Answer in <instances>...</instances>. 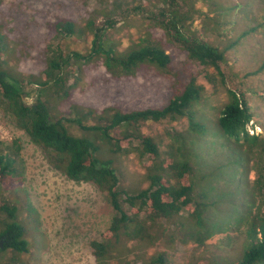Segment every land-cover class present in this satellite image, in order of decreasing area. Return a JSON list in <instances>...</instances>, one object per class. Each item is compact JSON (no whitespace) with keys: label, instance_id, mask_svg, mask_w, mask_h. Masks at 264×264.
<instances>
[{"label":"trees","instance_id":"16d2710c","mask_svg":"<svg viewBox=\"0 0 264 264\" xmlns=\"http://www.w3.org/2000/svg\"><path fill=\"white\" fill-rule=\"evenodd\" d=\"M153 1L136 0L137 5L132 10L127 7L119 9L118 13L114 9L107 14L109 17L104 23L92 19V14L81 26L66 18L50 24L48 36L53 42L50 41L48 47L47 68L40 73L41 76L31 77L28 82L32 84V78H35L33 83L46 95L36 104L25 103L24 97L30 95L25 89L26 80L7 71L4 68L7 62L0 59V110L44 152L53 169L71 181L92 184L106 196L114 216L110 226L90 244L96 264H138L136 261L119 260L127 254L128 243L155 245L166 238L168 243H179L184 252L197 245H206L219 234L223 236L219 243H230L229 239L236 238L231 243L243 241L244 245L247 244L245 249L243 245L244 252L239 258L226 264H264V134L251 135L249 126L254 122V114L244 95L228 89L229 100L219 111L218 125L226 141H233L239 148L238 166L248 174H255V195L247 196V207L242 217L240 214L235 217L232 213L226 219L219 215L230 212L229 206H222L216 201V194L210 191H202L198 195L195 190L194 179L198 176L195 148L200 140L194 141L192 134L203 132V127L196 120L194 105L205 91L196 76H191L182 91L173 93L162 109L148 108L131 113L106 109L99 124L92 127L83 124L90 115L84 110L75 113L76 118L72 120L64 114L56 116L51 113V103L64 102L75 89L76 85L70 82L73 76L66 68L77 66L74 72L77 73L81 71L82 64L101 61L115 78L133 76L147 65L168 75L174 68L172 55L164 49L166 43L186 53L191 63L201 65L206 71L207 81L214 87H218V82L215 75L209 73L210 68L222 77V83L225 82L221 64L227 60L225 53L233 49L234 41L222 50L191 34L206 37L208 32L215 30L209 28L208 22L220 26L224 15L218 11L232 8L219 0H160L158 6H153ZM202 10H208L200 14L208 22L202 24L204 30L201 35V31L194 29L196 21L192 14H199ZM139 15H145L150 22L140 41L125 50L112 45L110 34L120 30L119 22H125L132 16L139 18ZM158 30L163 35L161 41L154 36V31ZM73 37L85 50H71L69 41ZM5 38L7 36L2 34L0 25V57L6 55L5 52L7 55L12 52L5 47L3 50ZM185 118L189 122V132L168 134L172 139L166 145L168 151L164 152L158 141L143 132L142 126L146 123ZM68 123L93 134V138L75 136L66 126ZM257 124L264 131V127ZM118 130L122 131L119 136L115 134ZM96 139L109 146L115 154H138L141 162L147 161L140 188L128 190L122 185L123 177L113 161L98 156ZM135 143H138L137 147H133ZM127 144L129 147L125 148ZM11 148L0 150V241L4 247L0 250L25 253L29 250L28 232L19 220V200L9 195L11 189L23 181L19 142L14 141ZM250 161L255 163H248ZM168 231L169 235L166 234ZM128 258L130 256H126ZM167 260V255L159 254L142 264H167ZM209 261L211 263L207 264H218L213 259Z\"/></svg>","mask_w":264,"mask_h":264},{"label":"rangeland","instance_id":"374dc122","mask_svg":"<svg viewBox=\"0 0 264 264\" xmlns=\"http://www.w3.org/2000/svg\"><path fill=\"white\" fill-rule=\"evenodd\" d=\"M219 1L232 8L218 11V14L224 15L222 24L216 27L202 18L200 14L208 11L202 10L199 14H192L196 21L194 29L201 31L202 35L204 25L201 26L208 22L210 27H207L215 30L208 32L206 37L191 34L222 50L234 41L233 49L225 53L228 62L225 60L221 64L225 82L222 83V77L217 75L216 70L209 69L218 82L217 88L207 81L206 71L201 65L191 63L186 53L165 42L164 49L173 58L172 74H163L147 65L133 76L115 78L107 72L101 61L82 64L81 71L77 73H74L77 66H71L66 70L73 76L70 82L76 85L75 89L64 102L51 103V113L56 116L58 113L64 114L72 120L76 118L75 113L84 110L90 115L83 124L92 127L99 124L100 116L106 109L113 108L122 113L148 108L162 109L173 93L182 91L191 76H196L205 91L194 105L196 120L203 127V132L192 134L194 141L200 140L195 148L198 166V176L194 179L195 190L198 195L202 191H210L216 194V201L221 202L222 206H229L230 212L219 215L226 219L232 213L235 217L239 214L242 217L245 213L247 196L255 195V174H248L238 166L239 148L220 134L218 114L228 103V89L234 90L244 95L254 114V122L249 126L251 135L264 134L257 127V122L264 127V0ZM159 2L154 0L152 5L158 6ZM135 5L136 0H0L1 31L7 36L2 47L3 50L5 47L12 51L9 55L4 51L7 56L0 59L7 62L4 65L7 71L26 80L25 89L30 95L24 97L25 103L33 105L38 99L46 98L41 88L33 83L35 78H32V84L28 82L31 77L41 76L40 73L47 68L48 47L53 42L52 37L50 40L48 36L50 24L66 18L81 26L92 14V19L104 23L110 11L115 9L118 13L119 9L127 7L132 10ZM139 16L119 22L120 30L110 34L112 45L125 50L140 41L150 22L145 15ZM232 25L235 26L234 31ZM154 36L160 41L163 38L159 30L154 31ZM69 42L71 50H85L80 42H75V37ZM188 125L186 118L177 121L167 119L146 123L142 128L144 134L158 141L165 152L168 151L166 145L172 140L170 135L175 131L189 132ZM66 126L75 136L93 138V134L82 131L75 124L68 123ZM115 134L119 136L122 131L118 130ZM14 141H18L21 148L19 155L23 181L11 189L9 195L19 200V220L28 232L26 239L30 243L25 253L0 250V264H96L90 244L110 226L114 216L106 196L92 184L71 181L53 169L44 152L0 110V150L11 148ZM96 145L101 159L113 161L117 172L123 177L122 185L125 188H140L145 178L146 160L141 162L138 154H115L99 139H96ZM137 146L138 143L133 144V147ZM127 147L128 144L125 145ZM251 162L255 163H248ZM221 237L222 234H219L207 241L206 245H197L184 252L179 243H168L166 238L155 245L128 243L127 254L119 260L142 264L150 262L153 256L165 254L167 264H207L212 259L218 264H226L243 254V241L231 243L236 241V238H231L230 243H219ZM126 256L130 258L126 259Z\"/></svg>","mask_w":264,"mask_h":264},{"label":"water","instance_id":"95a60500","mask_svg":"<svg viewBox=\"0 0 264 264\" xmlns=\"http://www.w3.org/2000/svg\"><path fill=\"white\" fill-rule=\"evenodd\" d=\"M0 248H2V242L0 243Z\"/></svg>","mask_w":264,"mask_h":264}]
</instances>
